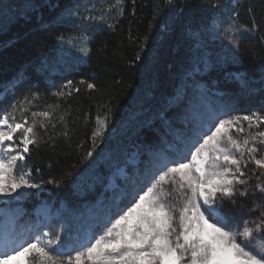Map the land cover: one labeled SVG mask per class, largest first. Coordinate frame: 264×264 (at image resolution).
Wrapping results in <instances>:
<instances>
[{
    "label": "trees",
    "instance_id": "16d2710c",
    "mask_svg": "<svg viewBox=\"0 0 264 264\" xmlns=\"http://www.w3.org/2000/svg\"><path fill=\"white\" fill-rule=\"evenodd\" d=\"M101 1L0 0V20L8 22L7 28L0 30V92L10 81L21 80L6 91L0 111L11 112L12 105L32 92H38L40 98L33 102L31 111L59 105L54 112L56 128L49 127L47 135L40 130V142L29 146L23 162L43 188L48 203H84L88 195L103 186L123 165L139 137L150 134V125L168 111L180 87L202 67L205 57L215 70L221 64L228 75L244 72L264 88V71L258 72L259 64L264 67V0H244L230 9L222 0H123L120 14L110 25L97 30L83 24L78 28L77 16L85 14L87 5ZM223 8L230 10L229 16L237 26L257 25L254 32L239 39V47L247 52L240 61L207 31L212 17L222 15ZM193 34L200 36L199 43L191 37ZM81 49H87L88 55ZM231 80L225 89L238 94L240 86ZM89 83L95 87L89 89ZM60 90L66 92L64 97L53 95ZM243 95L240 115L264 113L260 99ZM105 115L108 127L104 136L93 140L96 118ZM60 116L64 117L62 121ZM63 132L67 136L61 135ZM89 151L93 152L91 157L87 156ZM140 151L143 161L148 162L153 152L144 148ZM254 167L250 163L249 171ZM256 183L255 178L249 181V194L238 195L236 204H222L230 226L243 228L245 220L257 218L264 209V193L255 190ZM107 195L99 196L96 204L74 210L76 215L60 211V219H69L66 233H72L69 229L74 227L82 237L86 225L82 228L80 224L86 219L87 225L94 221L102 224L103 214L114 204ZM39 203L25 199L6 205L9 213L18 216V232L25 231L26 220Z\"/></svg>",
    "mask_w": 264,
    "mask_h": 264
},
{
    "label": "snow or ice",
    "instance_id": "6c2138e0",
    "mask_svg": "<svg viewBox=\"0 0 264 264\" xmlns=\"http://www.w3.org/2000/svg\"><path fill=\"white\" fill-rule=\"evenodd\" d=\"M122 4L115 0L112 7ZM256 28L255 22L252 27L232 23L225 29L226 38L238 50L242 35ZM81 51L88 55L87 49ZM15 85L16 80L10 81L4 89ZM53 95L62 98L66 92ZM39 98L32 92L12 105L11 112H0V197L40 188L28 178L23 162L29 146L40 142V130L47 135L49 127L56 128L59 105L31 111ZM96 122L93 140L103 138L108 117L97 116ZM244 122L250 131L241 140L237 134L245 133ZM250 163L255 167L249 171ZM253 178L255 190L264 193V114L221 111L210 123L189 122L165 152L152 155L131 190L122 193L103 223L95 226L102 234L90 228L82 238L66 243L59 232L42 231L40 226L18 232L13 221L3 229L0 264H264V243H258L264 241V209L237 231L226 227L222 213L225 201L234 205L238 195L249 194Z\"/></svg>",
    "mask_w": 264,
    "mask_h": 264
},
{
    "label": "rangeland",
    "instance_id": "374dc122",
    "mask_svg": "<svg viewBox=\"0 0 264 264\" xmlns=\"http://www.w3.org/2000/svg\"><path fill=\"white\" fill-rule=\"evenodd\" d=\"M243 1L244 0H222V2L228 4L229 9L234 8ZM114 3L115 1L109 2L102 0L100 3L93 2L92 4L87 5L84 8L85 14L81 16L76 15L79 20V23L76 26L79 28L82 24L85 26L92 25L94 30H97L99 27L110 25L112 20L117 18L120 14V7L119 9L112 7ZM229 9L223 8L221 22L220 15L218 14L217 17L213 19L211 27L208 28L207 31L214 36V41L225 44L227 50L231 53V56L240 61L247 55L246 50L239 46L238 50L234 49L225 34V29L228 28L229 24L233 23L229 16L231 15ZM82 19L85 20L82 21ZM7 26L8 22L0 20V30L6 29ZM191 37L198 43L200 42V36L198 34H193ZM263 71L264 67L259 64L258 72L262 73ZM232 78L240 86V92L238 94H234L225 89V86L230 84ZM48 82L50 83V81H47V83ZM243 94H251L264 103V88L262 83L244 72L231 73L228 75L224 66L221 64L215 70L208 64L207 57H205L202 67L195 73L190 74L184 84L180 87L179 91L172 99L168 111L156 123L150 125V134L148 136L144 135L139 137V140L127 152L123 165L114 171L107 182L98 188L95 193L88 195L84 203H80V200H70L67 202H53L51 204H46L44 202L45 198L43 197V188L40 187L38 189H22L20 190L22 193L20 195L13 194L12 197H0V204H19L24 202L25 199L28 201H34V199L40 201V206L44 208L43 212L54 216L53 219L58 221H53L41 230L52 232L53 234L59 232L62 238L66 236L64 240L66 243H71L77 237L81 236L74 232L76 230L74 227L69 229L72 233H66L69 219L68 222L64 219L59 220L60 211L67 210L71 211L73 215H76V212H73L74 210L80 207L87 208L90 203L96 204L99 200L98 197H102L106 192L108 193L107 199L115 202L122 193L131 190L135 178L145 169L147 162L146 160L145 162L143 161V153L140 151L141 149L144 148L145 150H151L153 154H161L168 149L169 143L176 140V138L187 129L189 122L195 123L198 121H204L205 123H210L212 117L218 115L221 111H226L230 115H240L241 96H244ZM2 99L3 93L0 94V102ZM244 127L245 133L237 134V137L241 140H243L247 132L250 131L247 128V122H244ZM251 131H255V129H252ZM134 168L135 171H133ZM24 170L26 171L25 165ZM124 173L126 176L125 178ZM116 176H119L122 179L118 182L119 192L111 190L112 186L110 185L113 178L119 179ZM28 178L32 183L39 184V182L30 174ZM15 208H19V206H15ZM107 213L108 211L103 214L102 221H104ZM0 215H2L1 211ZM92 216V218H94V215ZM33 217L36 219L35 214H33ZM79 217L80 216H78L77 219ZM13 220V218H9L5 222H0V227L13 222ZM88 222V219H86L84 224H80L82 228L86 225L84 226L83 236L90 228L96 230L95 226L99 224L98 221H94L91 225H87ZM40 225L41 223L35 220V225H30L27 229L35 228ZM226 227L233 231L242 230V228L232 227L228 223ZM97 232L102 234L101 230ZM258 243H264V241H258Z\"/></svg>",
    "mask_w": 264,
    "mask_h": 264
},
{
    "label": "bare ground",
    "instance_id": "6f19581e",
    "mask_svg": "<svg viewBox=\"0 0 264 264\" xmlns=\"http://www.w3.org/2000/svg\"><path fill=\"white\" fill-rule=\"evenodd\" d=\"M60 217H61V216H60ZM59 220H60V218H59ZM53 221L56 222V219H53ZM2 227H3V226H2ZM0 228H1V227H0Z\"/></svg>",
    "mask_w": 264,
    "mask_h": 264
}]
</instances>
